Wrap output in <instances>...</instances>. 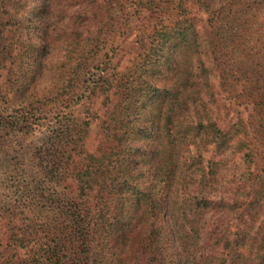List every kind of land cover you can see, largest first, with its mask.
Instances as JSON below:
<instances>
[{
    "label": "trees",
    "instance_id": "1",
    "mask_svg": "<svg viewBox=\"0 0 264 264\" xmlns=\"http://www.w3.org/2000/svg\"><path fill=\"white\" fill-rule=\"evenodd\" d=\"M110 1L32 0L26 8L0 0V65L21 80L0 105V264H264V203L241 210L238 199H220L203 233L219 169L212 159L204 165V155L246 148L243 125L224 131L209 114L213 70L226 80L242 74L235 100L264 112V70L254 69L262 65L236 49L217 57L216 30L250 26L264 0H134L125 14L120 0L119 10ZM144 15L137 54L122 67L116 40ZM28 23L41 32L35 70L45 56L63 62L44 89L21 66L19 32ZM97 94L105 114L93 153L85 141ZM53 112L51 124L36 117ZM257 185L264 194V177Z\"/></svg>",
    "mask_w": 264,
    "mask_h": 264
},
{
    "label": "rangeland",
    "instance_id": "2",
    "mask_svg": "<svg viewBox=\"0 0 264 264\" xmlns=\"http://www.w3.org/2000/svg\"><path fill=\"white\" fill-rule=\"evenodd\" d=\"M26 4V8H29L32 0H24ZM260 1V0H259ZM122 2V3H121ZM134 0H120L119 5H123L125 7V12H129V8L131 9ZM111 9H118L117 1L111 0L110 5ZM128 8V9H127ZM76 8H71L67 11V14L73 13ZM28 11V10H27ZM111 15L115 12L109 10ZM263 14H259L257 16L250 17L251 24L250 26H240L234 28H225L216 30L220 38H215V50L217 57L220 53L231 51L235 53L236 49L241 55V58L252 63H258L262 65V68H257L256 71L263 72L264 70V9H262ZM117 16V15H115ZM120 16V15H118ZM113 17V16H112ZM121 17V16H120ZM124 16L120 19L121 22H124ZM28 20L30 18H27ZM126 20V19H125ZM148 23L146 22L145 15L139 18L136 16L134 18V22L130 23V27L126 29L125 34H120L122 37L116 40L120 51L118 53V57H122L121 65L122 67L129 68L130 63L129 60L132 59L137 54V48L135 46L136 36L139 34V31L146 29ZM18 34V31L16 32ZM24 39L26 40L23 48L21 49V54H23V65L25 76L34 77L36 86L35 90L44 89L46 86L48 87L53 80L57 77L58 74H62L63 71H59L63 62L60 61V58L54 56H45V59H42L41 66L39 70H35L34 65V57L31 54V50L33 49V42L36 39V35H39L41 32L33 31L30 28V23L26 25V27L20 31ZM116 44V45H117ZM232 57H237L234 55ZM207 62H213L212 58H207ZM16 61V60H14ZM19 61V60H17ZM19 62L15 63L16 67ZM255 67V66H254ZM8 67L0 65V105L3 106L2 101L8 98V93L10 95L13 94L14 90L17 91L20 89V78H12L13 75L8 74ZM245 71V72H244ZM126 73L131 74L132 71L125 70ZM244 76L251 77L252 75H258L251 72L250 69L243 70ZM138 73V72H137ZM212 76V85L214 88V97L213 101L209 103L208 109L211 117L216 121L218 127L224 131H227L233 125H241L244 126L245 134L239 138L244 146H242L241 150L238 148H231L227 150L223 155H218L213 151V148L209 149V153L204 155V165H206L209 159H212L214 162L218 163L219 169H217L216 181L214 184V193L211 195V200L216 203L218 206H212L213 210H211L207 217L205 226L203 229V233L209 230V225H211L213 219L217 216L215 210L219 207L220 199H224L223 201H229L228 203H232L233 199H238V206H241V210L245 209L244 203L253 202L255 207H259L264 203V194L256 193L259 191L258 180L261 177H264V112L256 113L253 111L252 105L247 104L243 100H235L234 93L236 91H240L241 88L235 86L236 83H240L241 81H237V78L242 77V74H237L234 76L235 79H222V74L218 70H213ZM229 75V74H228ZM226 77V76H224ZM229 77V76H228ZM17 80V84L12 86L13 80ZM34 83V84H35ZM33 84V85H34ZM254 87L263 92V88L261 85L257 84ZM33 88L30 87V90ZM48 90V89H46ZM116 96L112 97V102L115 104ZM92 105L89 107L90 116V125L88 128V134L85 141V147L89 152H96L98 145L100 143V139L102 137V127H101V119L105 114V109L102 106V97L97 94L91 99ZM76 107V106H75ZM50 109V108H49ZM62 111L65 110L63 107L57 108ZM74 109V108H71ZM147 107H142L138 110L139 117L137 123H143L144 116L148 114ZM56 111V109L52 110ZM79 117L82 118L84 116L87 117L86 113L83 110L78 111ZM44 115H37L38 119L42 121L49 122L50 124L54 122L53 118L56 114L50 113L46 117V119H42ZM45 117V116H44ZM243 125V126H242ZM39 134L34 138H38ZM235 143V142H233ZM249 155V158L245 157V154ZM246 158V159H245ZM259 177V179H257ZM255 179L257 187H254L257 190L251 189V182ZM96 190L93 189L90 191V198L92 199L95 195ZM263 197V198H262ZM263 199V200H262ZM219 200V201H218ZM242 204V205H241ZM264 215V208L260 212L258 216V220H260ZM233 216L231 215L230 218ZM240 220L247 219V213L240 215ZM234 218V217H233ZM232 220V219H231ZM239 220H235L238 223Z\"/></svg>",
    "mask_w": 264,
    "mask_h": 264
}]
</instances>
